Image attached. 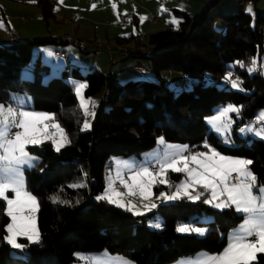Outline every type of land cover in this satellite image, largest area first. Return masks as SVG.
I'll list each match as a JSON object with an SVG mask.
<instances>
[{
    "label": "trees",
    "instance_id": "trees-1",
    "mask_svg": "<svg viewBox=\"0 0 264 264\" xmlns=\"http://www.w3.org/2000/svg\"><path fill=\"white\" fill-rule=\"evenodd\" d=\"M56 3L57 0L37 2L46 22L55 18ZM211 6L196 16L174 10L182 19L179 27L157 31L147 43L135 34L116 38V44L133 42L135 48L132 55L120 60L148 59L153 73L160 78L158 82L128 80L125 86L133 89L124 91L111 74L93 69L82 75L78 66H73L74 76L86 82L85 96L109 91L108 99L101 95L89 131H82L84 113L75 86L65 79L67 70L43 82L42 73L48 72L49 66L37 57L32 67L34 78L24 79L21 72L32 62L35 42L0 44V102L10 103L12 92L27 93L33 100L30 107L54 113L72 138L59 151L51 142L28 147L39 157L34 166L24 171L26 188L38 200L39 242L20 238L25 247L23 255L16 254L17 249L4 240L10 218L0 211V264H75L79 261L77 253L102 250L122 255L135 264H171L200 251L217 254L224 249L227 233L243 217L234 207L218 209L204 203L210 191L199 186L192 195L200 193V200L182 196L139 216L97 198L105 188L104 170L111 156H140L154 148L161 137L167 142L187 144L190 153L206 150L207 143L221 154L250 160L257 186H264V139L250 142L249 137L238 133L264 108V13L247 12L241 5L232 12L209 15ZM218 18L224 22L220 30L213 27ZM47 42L51 41L36 43ZM253 59L257 60V68L249 72ZM164 71L181 73L193 86L178 91L169 88L162 80ZM204 72H231L240 89L205 85ZM227 104L240 110L239 118L234 115L232 145H225L205 122L207 115ZM184 177L183 172L168 171L169 184H155V194L173 193ZM78 184L84 186L72 187ZM5 207V202L0 201V210ZM156 214L162 217L161 230L149 225ZM202 217L209 220L200 221ZM190 221L206 228V233H178L177 227ZM251 264H264V253L257 254Z\"/></svg>",
    "mask_w": 264,
    "mask_h": 264
},
{
    "label": "rangeland",
    "instance_id": "rangeland-1",
    "mask_svg": "<svg viewBox=\"0 0 264 264\" xmlns=\"http://www.w3.org/2000/svg\"><path fill=\"white\" fill-rule=\"evenodd\" d=\"M215 1L217 0H57V3L53 8L55 18L50 19L46 22L42 18V16H40L41 9L39 8V6L36 5L37 3L34 0H0V22L3 23V28H0V44L10 45L15 42L11 40L12 34L18 35V42L20 43L35 42L33 46L32 62L21 72V76L24 79L29 80L34 78L32 70L33 62L36 60L37 57H40L42 63L49 66V71L42 73L43 82H47L52 77L62 76L63 71L67 70L65 79L67 82L75 86L76 95V86L78 84L85 85V87L79 89L81 95L79 97L77 95V97L79 100V104L81 103V97L86 102L87 114H85V110L82 109L84 113L82 131H89L92 126L95 110L101 102L102 94L100 93L92 97L85 96L84 92L86 89V82L79 80L74 76L72 72L73 66H78L79 71L82 75H85L89 70H93L94 68H97L98 71L104 74H108L111 70L114 73L113 77L119 80V83L123 86L124 91H131L133 89V86H125V84L130 79H132L133 81H136L135 79H141L146 81L158 82L160 81V78L155 76V74L153 73L150 66V61L148 59H128L122 61L120 60L121 57L115 56V54L110 53L109 48H111V46L116 43V38L127 37L131 34H135L136 36H139V38L143 42L147 43L149 41V37L153 33L165 29L167 27H172L175 29L179 27V23L182 21V19L180 16L174 13V10L176 9L187 12V14L191 16H196L197 14L203 12L209 6L212 5L209 9V15H214L219 13L220 11L232 12V10L239 9V2L241 0H218V2L213 5ZM33 2L34 4H36L34 5ZM263 4L264 0H258V8L262 7ZM93 5H95V7H93ZM113 5H115V8H113ZM253 5L254 2L252 0H246V5L243 7V9L245 11H248V9L251 8L252 11ZM229 6L231 8H229ZM152 15H157V19L155 22H151L149 20ZM134 18H136L138 21L137 25H135L133 21ZM122 21H128V24H130L124 25L122 24ZM173 21H176V23H174ZM79 25L80 28L78 29L77 27H79ZM213 27L216 30L222 29L224 27L223 20L221 18L216 19L214 21ZM122 32L123 36L120 35ZM66 34L73 41H86L88 46L84 49H81L71 43H36L39 40L52 41L54 38H60ZM95 37L96 39L94 40ZM128 45L130 47H133V42L129 43ZM94 46L100 47L101 50L98 52L88 51V53H86L85 50L93 49ZM54 51H61L70 58L73 54H75L79 56L82 60L77 62L72 61L71 59L69 60L68 58L67 60L69 61H67L55 55ZM112 57L115 58V61L113 63H111ZM139 63L146 69V72L148 73L147 75H137L140 71L135 70L134 67ZM229 73L231 72H226L224 73V75H217L211 72H204V74L202 75V80L205 85H215L219 88L226 87L228 89H240V87L233 88L231 83L225 79V77L228 76ZM161 76L163 77V82H165L169 88L174 89L176 91L183 89L188 90L193 86V82L191 80L184 81L182 74L176 71H164L161 73ZM231 80H234L232 73ZM10 99V103L4 104L0 102V105L15 108L17 112V121L20 119L18 116V112L20 110L19 107H17L18 105H22L25 110L34 111L36 113H47L52 117V119H38L36 121V126L41 130L40 141L39 143L26 145L25 150L31 156L36 158L32 162L34 165L39 161V157L29 152V146H37L44 142H51L54 149L57 148V145H62L59 148L61 149L66 144L71 143L72 138L66 132L64 126L59 122L54 113L34 110L30 107L33 104V100L29 94L12 92L10 94ZM92 102H94V104ZM229 105L232 104L221 105L217 107L212 114L207 115L205 117V122L208 125L209 130L213 131L216 135H218V137L222 139V142L225 145L233 144L231 140V129L235 124L234 115H236V118H239V115L235 112L229 113L228 115L231 117L230 123L228 122L227 117H221V122L228 124V129L225 134L217 132L214 129L213 125L209 123V121L212 117L217 116L221 109L226 108ZM232 106L237 107L236 105ZM262 113H264V108H261L256 112V123H253L251 120H249L240 127V129L243 128L245 129V131L241 132L239 129V135L243 137H249L250 142L255 138L262 139L260 136L256 135V132L264 131V120L259 119ZM85 123L89 125L87 128H85ZM250 128L253 130L249 131L248 129ZM60 129H62L63 131L61 132ZM20 131H22V129ZM165 142L167 145L187 146L188 148V145L184 143H175L167 141ZM209 147L211 149H215L212 146ZM173 151H175V149H168L166 146L159 145L157 143L154 148L141 153L140 156H111L110 160L108 161V166H106L104 170L105 188L102 194H100L97 198L100 199V197H104L103 199L107 200L108 202L109 199L113 201H118L119 203L127 207H131V210L127 211H130L132 214H134V212H142L143 215L153 211L147 209L148 207L146 205L151 206L152 204H155L157 207L161 204L173 202L174 200H165L164 197L160 196L161 192L155 194L153 187L157 183L161 184L159 182L161 179L160 176H157L155 181L151 184V195L147 199H144L141 195L139 185L143 184L145 187H147L149 178L139 176L134 182L130 177L133 176L135 173L129 171L128 168L125 166V162H135L137 166L144 164H157L156 161L157 159L162 158L163 152L171 153ZM215 151L217 150L215 149ZM201 152H208V154L211 155L208 148ZM184 155L189 154L184 153ZM221 155L226 157L244 159L241 157L228 156L224 154ZM190 167L195 168L196 165H190ZM27 168L30 167L24 166L23 170L25 187L26 179L24 171ZM166 175L163 177L166 180V183H164L163 185L169 184ZM229 180L231 183V177L229 178ZM181 182H188L187 173H185V177ZM125 184L128 187H125ZM129 189H131L134 194L130 195ZM115 193H120L121 195L116 196ZM164 193L167 195L173 194H168L166 192ZM190 194L192 195L191 189ZM12 195L14 194H9L10 198ZM180 195L181 197L183 196L182 191ZM209 199L211 200L210 204L214 207L216 203L226 200L227 197L221 196L219 200H212L210 192ZM112 204L117 206L115 202ZM120 208L126 210V207ZM37 211L38 208L34 213L35 227L39 234L36 219ZM29 214L30 213L27 212L25 213V215ZM207 220H209V217H202L200 219V221ZM149 225L152 228H155L156 230H161L162 217L159 214H156L154 219L149 223ZM180 225L189 226L190 228H203L205 229L204 234L206 233V228L196 226L192 224L191 221L187 223H181ZM178 233L194 234L197 236L204 235H200L193 231ZM19 239L20 237L18 236V243H20ZM78 255L83 257V259H79V261L75 264H86V262L87 264H135V262L131 261L130 259L119 254L112 255L107 250H102L100 252L95 253H77V258ZM179 261L174 262L172 264H182L184 260Z\"/></svg>",
    "mask_w": 264,
    "mask_h": 264
},
{
    "label": "snow or ice",
    "instance_id": "snow-or-ice-1",
    "mask_svg": "<svg viewBox=\"0 0 264 264\" xmlns=\"http://www.w3.org/2000/svg\"><path fill=\"white\" fill-rule=\"evenodd\" d=\"M95 7V5H93ZM115 8V5H113ZM251 12V8L248 9ZM176 23V21H173ZM0 28H3V23L0 22ZM248 71L256 70L257 60L253 59ZM240 66L244 64L240 62ZM233 88H239V82L231 80V73L225 77ZM77 95H81L79 89L85 87L83 84H78ZM94 104V102H92ZM19 107V120L17 121V112L15 108L0 105V201L5 202L6 207L3 208V214L10 218V223L6 226L4 240L13 249L23 250L25 245L17 242V237L20 235L26 236L30 243L39 242V234L35 227V215L38 205L37 199L31 192H28L25 187L23 176L24 166L32 167V163L36 158L31 156L25 149L27 144H35L40 141V129L36 126L38 119H52L47 113H36L34 111L25 110L22 105ZM80 107L87 114V106L85 100L81 97ZM239 109L229 105L220 110L219 114L212 117L209 121L217 132L225 134L228 129V124L221 122V117H227L228 122H231L229 113L239 114ZM259 119L264 120V113ZM89 125L85 123V128ZM58 127V126H57ZM22 129V131H20ZM252 131L253 129H248ZM62 132L63 130L60 129ZM244 132L245 129H240ZM256 135L264 139V131L256 132ZM159 145H164L168 149L175 151L163 152L162 158L157 159L156 163L159 166L157 172L150 164L137 166L135 162H125V166L129 171L135 174L130 178L135 182L137 177H148V185L145 187L140 184L141 195L147 199L151 195V184L157 176H160V183H166L163 178L166 173L172 172L187 173L188 182H181L175 186V192L167 195L164 192L160 196L165 200H175L182 198L180 193L183 192V197L189 200H200L201 194H190V189L195 191V187L199 186L205 191L211 192L212 200H219L221 196H226L227 199L216 203L214 207H233L235 211L242 215V223L235 228L228 238V244L221 253L208 254L199 253L194 258H190L186 264H251L255 260L258 252L264 253V186H257L256 177L249 169L252 163L250 160L226 157L221 155L215 149H211L207 143L204 147L209 149L208 152H189L187 146L167 145L161 137L157 141ZM62 145H57L56 150ZM189 152V155L184 153ZM190 165H196L195 168ZM151 169V170H150ZM233 178L235 182H231L229 178ZM84 185H72V187H83ZM125 187H128L125 184ZM14 194L9 196V194ZM129 194H134L129 189ZM120 196V193H115ZM104 197H100L103 199ZM56 202V198H52ZM116 203L118 207H126V210H131L118 201L109 199V203ZM204 203H211L208 197L203 200ZM134 207V206H132ZM156 207L155 204L151 208ZM149 208V210H151ZM30 213L25 215V213ZM135 215H143L142 212H134ZM178 232L193 231L203 235L205 229L194 228L185 225H180L176 229ZM78 259L83 257L78 255Z\"/></svg>",
    "mask_w": 264,
    "mask_h": 264
},
{
    "label": "built area",
    "instance_id": "built-area-1",
    "mask_svg": "<svg viewBox=\"0 0 264 264\" xmlns=\"http://www.w3.org/2000/svg\"><path fill=\"white\" fill-rule=\"evenodd\" d=\"M156 19H157V15H152L149 18V20L151 22H155ZM122 24L126 25V24H128V21H122ZM11 39H12V41H18V35L17 34H12ZM54 42H56L58 44L71 43L73 45L78 46L81 49H84V48H86L88 46L86 41H84V40L73 41L72 39H70V37L68 35H63L60 38H55ZM100 50H101L100 47L94 46L93 49H88V50H85V51L86 52H88V51L98 52ZM109 51H110L111 54H115V56H119L121 58H126V57L132 55L135 52V48L134 47H130L129 45L116 44L115 43L114 45L111 46V48H109ZM54 54L59 56V57H61V58H63V59H65V60L68 59V56L65 53L61 52V51H54ZM114 61H115V58L112 57L111 58V63H113ZM136 68L139 69V70H143V68L141 66H137ZM108 97H109V91H108V89H105L103 94H102V98L104 100H106V99H108ZM252 122L256 123V119L255 118L252 119ZM151 167L154 168L156 171L159 170L158 164H153V165H151ZM235 176H236V174L233 173V177H231V182H235V180L233 179ZM15 253L18 254V255H23V252L20 249H17L15 251ZM86 264H87V262H86Z\"/></svg>",
    "mask_w": 264,
    "mask_h": 264
},
{
    "label": "crops",
    "instance_id": "crops-1",
    "mask_svg": "<svg viewBox=\"0 0 264 264\" xmlns=\"http://www.w3.org/2000/svg\"><path fill=\"white\" fill-rule=\"evenodd\" d=\"M34 1H36V3L39 1V0H34ZM253 2H254V5H253V10L250 12V13H255L256 11H259V12H263L264 13V4H263V6L262 7H260V8H258V0H252ZM35 3V4H36ZM33 4H34V2H33ZM34 4V5H35ZM37 5V4H36ZM242 5V7H244L245 5H246V0H241L240 2H239V7ZM38 6V5H37ZM229 8H231L230 6H229ZM247 12H249V11H247ZM187 13V12H186ZM40 16H41V13H40ZM133 21H134V23H135V25H137V19L136 18H134L133 19ZM130 24V23H129ZM129 24H127V25H129ZM78 29L80 28V25H79V27H77ZM67 35V34H66ZM120 35H122L123 36V32L120 34ZM55 39V38H54ZM54 39L51 41L52 43H54ZM96 39V37L94 38V40ZM12 40V39H11ZM63 44V43H62ZM86 53H88V52H86ZM69 58V60L71 59L72 61H81L82 59L79 57V56H77V55H75V54H73L72 56H71V58L70 57H68ZM69 60H67V61H69ZM138 65H141L140 63L138 64ZM138 65H136L135 67H137ZM142 66V65H141ZM135 67H134V69H135ZM94 69H96V70H98L97 68H94ZM135 70H137V69H135ZM138 71H140L137 75H147L148 73L146 72V69L144 68L143 70H138ZM108 74H111L112 76H114V73L110 70L109 71V73ZM170 76H171V73H170ZM130 80H132V79H130ZM136 81H138V80H141V79H135ZM185 81V80H184ZM174 193V192H173ZM148 208L147 209H149V208H151V206H149V205H146ZM234 207V206H233ZM155 208H151V210H154ZM235 228H237V226L236 227H234V228H232V229H230L229 230V232L227 233V240H228V238H229V234L235 229ZM40 236V235H39ZM20 238H25L26 236H23V235H20L19 236ZM27 238V237H26ZM227 244H228V241H227ZM227 244H226V246H227ZM225 246V247H226ZM224 247V248H225ZM223 251V250H222ZM221 251V252H222ZM220 252V253H221ZM199 253H204V251H200V252H197L196 254H194V255H192V256H188V257H183V258H180V259H178L177 261H179V260H184L183 261V263L182 264H186V262L190 259V258H194V257H196V255L197 254H199ZM259 253H261V252H258L257 254H259ZM208 254H213V253H208ZM112 255H116V254H112ZM257 256V255H256ZM177 261H175V262H177ZM254 261V260H253ZM253 261H251V262H253ZM180 262V261H179ZM174 263V262H173ZM172 264V263H171Z\"/></svg>",
    "mask_w": 264,
    "mask_h": 264
}]
</instances>
